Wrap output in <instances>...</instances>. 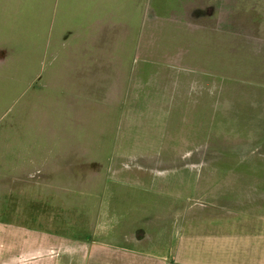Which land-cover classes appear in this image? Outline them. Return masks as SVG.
<instances>
[{
    "label": "rangeland",
    "instance_id": "374dc122",
    "mask_svg": "<svg viewBox=\"0 0 264 264\" xmlns=\"http://www.w3.org/2000/svg\"><path fill=\"white\" fill-rule=\"evenodd\" d=\"M188 8L169 20L143 21L141 49L123 54L125 67L111 54L110 69L95 72L87 84L56 86L61 100L47 112H69L72 126L62 125V133L71 129L72 141L75 134L86 141L95 160L92 166L77 162L79 176L90 178L76 182L78 221L88 205L94 222L101 206L102 221L116 222L141 205L160 217L170 195L181 193V219L206 231L239 228L246 213L259 211L264 139L231 133L229 112H239L242 126L264 112V0H189ZM147 94L161 98L142 105ZM141 135L154 136L150 148ZM74 216L62 214L63 220ZM10 231L17 237L23 230ZM46 232L52 257L54 230ZM62 232L66 245L69 231Z\"/></svg>",
    "mask_w": 264,
    "mask_h": 264
},
{
    "label": "crops",
    "instance_id": "0c3cea01",
    "mask_svg": "<svg viewBox=\"0 0 264 264\" xmlns=\"http://www.w3.org/2000/svg\"><path fill=\"white\" fill-rule=\"evenodd\" d=\"M153 1L0 0V264H264V193L255 204L259 211L246 213L239 228L206 231L181 219L182 193L170 195L160 217L141 205L116 222L102 221L101 206L94 222L88 205L80 210L84 220H77L76 182L90 179L79 176L77 162L92 166L95 160L86 141L78 142L77 134L72 141L71 129L62 133L72 115L47 108L61 100L54 96L57 85L87 84L95 72L110 69L111 54L125 67L123 54L141 49L143 21L189 13V0H174L179 7L156 0L155 8ZM163 9L168 12L162 16ZM159 98L150 94L142 105ZM230 114L231 133L264 139V112L245 126L239 112ZM148 138L154 136L140 137L144 148L151 147ZM63 213L74 219L63 220ZM13 229L23 230L21 236ZM47 229L54 230L52 257ZM63 229L69 231L66 245Z\"/></svg>",
    "mask_w": 264,
    "mask_h": 264
},
{
    "label": "trees",
    "instance_id": "16d2710c",
    "mask_svg": "<svg viewBox=\"0 0 264 264\" xmlns=\"http://www.w3.org/2000/svg\"><path fill=\"white\" fill-rule=\"evenodd\" d=\"M146 68H148V67H146ZM149 71H150V69H149ZM147 74H148V69H147ZM211 108H212V106H210ZM214 108V107H213ZM231 110H233V109H231ZM230 113V112H229ZM231 121H232V118L230 119V124H231Z\"/></svg>",
    "mask_w": 264,
    "mask_h": 264
}]
</instances>
